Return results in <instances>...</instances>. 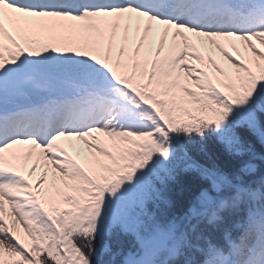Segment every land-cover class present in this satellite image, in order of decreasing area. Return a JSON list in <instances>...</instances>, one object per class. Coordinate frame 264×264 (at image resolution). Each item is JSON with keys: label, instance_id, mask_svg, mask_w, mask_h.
I'll use <instances>...</instances> for the list:
<instances>
[{"label": "snow or ice", "instance_id": "snow-or-ice-1", "mask_svg": "<svg viewBox=\"0 0 264 264\" xmlns=\"http://www.w3.org/2000/svg\"><path fill=\"white\" fill-rule=\"evenodd\" d=\"M0 264H264V0H0Z\"/></svg>", "mask_w": 264, "mask_h": 264}, {"label": "rangeland", "instance_id": "rangeland-1", "mask_svg": "<svg viewBox=\"0 0 264 264\" xmlns=\"http://www.w3.org/2000/svg\"><path fill=\"white\" fill-rule=\"evenodd\" d=\"M35 180V174L33 175V177L29 178V182H33Z\"/></svg>", "mask_w": 264, "mask_h": 264}]
</instances>
